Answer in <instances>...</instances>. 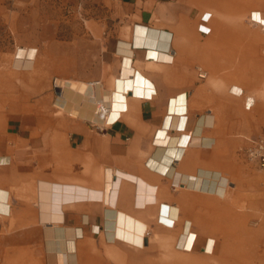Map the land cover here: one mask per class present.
I'll use <instances>...</instances> for the list:
<instances>
[{
    "label": "crops",
    "instance_id": "0c3cea01",
    "mask_svg": "<svg viewBox=\"0 0 264 264\" xmlns=\"http://www.w3.org/2000/svg\"><path fill=\"white\" fill-rule=\"evenodd\" d=\"M23 2L0 0V264H148L150 254L210 253L211 205L223 206L243 174L244 108L258 99L255 132L264 129L263 47L248 39L264 36L248 35L240 20L251 11L249 22L264 24V0H120L122 24L104 38L105 51L100 33L79 36L91 38L92 66L77 73L63 64L69 42L54 64L46 32L45 61L37 60L40 49L21 37ZM250 69L260 71L256 94L240 86ZM224 70L237 72L224 81ZM57 75L99 82L114 111L108 125L59 108L69 115L57 117L52 94L38 93ZM190 233L193 247L183 250Z\"/></svg>",
    "mask_w": 264,
    "mask_h": 264
},
{
    "label": "rangeland",
    "instance_id": "374dc122",
    "mask_svg": "<svg viewBox=\"0 0 264 264\" xmlns=\"http://www.w3.org/2000/svg\"><path fill=\"white\" fill-rule=\"evenodd\" d=\"M141 1V0H138ZM140 10L141 7L138 6ZM21 16L17 19L20 24L21 37H27V40L34 41L37 48L40 49L38 61H45V32L52 34L53 52L57 55L54 64L61 66L59 59L61 52V41L69 42L65 46V53L70 54V61L63 64L69 66L74 73L89 69L92 63L88 60V54L92 53V46L88 44L91 38H80V35L88 36L91 32H98L101 35L102 51L104 38L108 32L119 29L124 16L125 7L120 0H24L21 4ZM251 11L240 17L244 20L241 26L248 35H254L252 32H262L263 28L253 26ZM29 38V39H28ZM22 39V38H21ZM251 40H257L262 45V58L264 59V37H248ZM49 40H51L49 38ZM85 44H83V42ZM26 46L23 43L19 46ZM252 61V55L250 54ZM79 58V60H78ZM264 62V61H263ZM264 67V64H263ZM237 71L224 70V81L231 79L229 76ZM244 84L240 86L246 93H254L259 90L258 86L253 85V69L245 70ZM263 72V70L261 71ZM50 79L49 85L38 86V93H44L45 89L53 96L52 110L57 117L69 115L60 111L55 103L59 93L56 88V79H63L59 75ZM65 79V78H64ZM66 79H76L69 77ZM91 80L89 82H95ZM229 83H237V79L229 80ZM103 85L110 87V79L104 78ZM38 98H41L38 96ZM243 100L242 98H240ZM264 102H262L263 104ZM48 104V103H47ZM50 104V103H49ZM48 104V105H49ZM260 104L257 101L255 108L246 110L244 108L245 129L248 130L246 135H239L242 140V146L247 145L250 139L259 137L258 119L255 111ZM264 105V104H263ZM38 106L44 110L46 103L38 102ZM264 110V106H263ZM264 113V112H262ZM95 120L100 121L99 116ZM264 135V129L262 134ZM260 135V136H261ZM237 150V156L244 169L243 174L234 180L236 188L230 189L229 199L224 201V205H211L217 209L218 213L213 217L212 238L216 241L212 252L197 251L195 253L187 252H164V254L149 255L148 264H231L235 253L240 249L242 264H264V170L257 165L247 161ZM205 225V224H203Z\"/></svg>",
    "mask_w": 264,
    "mask_h": 264
},
{
    "label": "bare ground",
    "instance_id": "6f19581e",
    "mask_svg": "<svg viewBox=\"0 0 264 264\" xmlns=\"http://www.w3.org/2000/svg\"><path fill=\"white\" fill-rule=\"evenodd\" d=\"M255 14L258 15L259 12H255ZM260 20L262 21V18ZM260 26L264 28V24L262 22H260ZM120 45L125 47L129 46L128 44H124V43H121ZM145 50L147 51V49ZM149 51H151L150 55H154V56L157 55L156 53L158 52L153 50H148V52ZM55 85L59 88V94H58L59 98L55 104L57 108L61 109L62 111H68L70 114L87 118L89 119V121L91 120L92 122L95 120L96 116H99L101 114L99 116L100 123L104 125H108L110 120H107L106 123H104L106 119L105 116L108 114L112 115L114 111H111L109 109L107 100L105 98V90L103 89V87L100 85L99 82L88 83L74 79L73 80L57 79ZM190 234L191 236L187 234L185 235L184 240H181V242L179 241L181 247H183V250H187V249L191 250L193 247L192 245H193L194 237L196 235L194 233H190ZM241 256L242 254L240 253V249H239L237 250V253H235V257L233 258V262L231 264H242ZM222 263L224 264V259L222 260Z\"/></svg>",
    "mask_w": 264,
    "mask_h": 264
},
{
    "label": "built area",
    "instance_id": "2783aa9c",
    "mask_svg": "<svg viewBox=\"0 0 264 264\" xmlns=\"http://www.w3.org/2000/svg\"><path fill=\"white\" fill-rule=\"evenodd\" d=\"M252 19L254 22H259V20L256 21L254 15H252ZM200 76L205 77V74H200ZM56 88L58 87L56 86ZM239 152L247 161L257 165L259 169L264 170V135L250 139L249 143L242 146Z\"/></svg>",
    "mask_w": 264,
    "mask_h": 264
}]
</instances>
